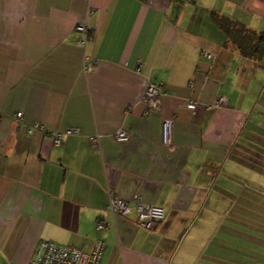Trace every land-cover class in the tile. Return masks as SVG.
Segmentation results:
<instances>
[{
  "label": "crops",
  "instance_id": "obj_1",
  "mask_svg": "<svg viewBox=\"0 0 264 264\" xmlns=\"http://www.w3.org/2000/svg\"><path fill=\"white\" fill-rule=\"evenodd\" d=\"M215 15L264 33V0H0V264L98 238L99 264H264V53L242 57ZM148 81L162 95L146 115ZM109 191L163 220L110 213Z\"/></svg>",
  "mask_w": 264,
  "mask_h": 264
},
{
  "label": "built area",
  "instance_id": "obj_2",
  "mask_svg": "<svg viewBox=\"0 0 264 264\" xmlns=\"http://www.w3.org/2000/svg\"><path fill=\"white\" fill-rule=\"evenodd\" d=\"M75 32L80 34L82 38L78 40V45L85 49L91 42V31L87 21L80 22L75 27ZM202 55L210 58V54L202 51ZM95 70V65L84 64V71L86 73ZM161 87L154 81H148L146 89L144 91L143 103L146 107L145 114L147 115L150 110H157L161 107ZM226 104L225 97H219L213 105L206 106L207 110L213 108H219ZM195 101H188L186 107L194 111L197 108ZM16 118L19 120L22 117L21 112L16 113ZM171 119L162 120V144L165 146H171ZM39 125H34L27 129L28 134H33L35 131L40 130ZM79 134L78 129H67L63 133H55L53 135L54 146H60L62 140L66 136ZM114 138L117 142L128 141L127 133L119 129L115 132ZM107 210L120 217H129L135 215V221L139 227L151 230L156 224L163 220L165 210L161 206L151 205L143 203L138 195H135L129 200H124L117 197L114 192H108V206ZM106 224L98 223L96 230H104ZM105 243L102 238H98L93 245V249L90 252H84L78 248L56 244L48 240H41L35 250L32 264H99L103 254Z\"/></svg>",
  "mask_w": 264,
  "mask_h": 264
},
{
  "label": "trees",
  "instance_id": "obj_3",
  "mask_svg": "<svg viewBox=\"0 0 264 264\" xmlns=\"http://www.w3.org/2000/svg\"><path fill=\"white\" fill-rule=\"evenodd\" d=\"M214 20L242 57L252 61L261 58L264 53V33L247 30L239 22L223 16L215 15Z\"/></svg>",
  "mask_w": 264,
  "mask_h": 264
}]
</instances>
